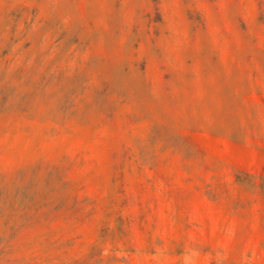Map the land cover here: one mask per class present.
<instances>
[{"label":"rangeland","instance_id":"1","mask_svg":"<svg viewBox=\"0 0 264 264\" xmlns=\"http://www.w3.org/2000/svg\"><path fill=\"white\" fill-rule=\"evenodd\" d=\"M0 264H264V0H0Z\"/></svg>","mask_w":264,"mask_h":264}]
</instances>
